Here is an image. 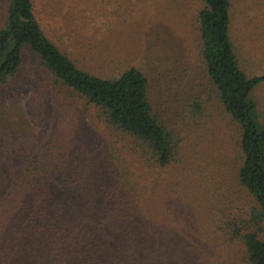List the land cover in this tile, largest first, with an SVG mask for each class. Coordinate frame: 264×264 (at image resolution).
Instances as JSON below:
<instances>
[{"label": "trees", "instance_id": "trees-1", "mask_svg": "<svg viewBox=\"0 0 264 264\" xmlns=\"http://www.w3.org/2000/svg\"><path fill=\"white\" fill-rule=\"evenodd\" d=\"M202 1L198 54L206 89L198 91L196 80L186 93L178 87L184 109L176 114L186 135L200 133L211 121L208 98L215 96L239 124L241 162L234 177L252 197L249 212L233 214L238 211L230 210L229 196L211 189L182 152L184 136L168 120L167 107H153L141 69L130 66L113 78L90 73L44 33L33 0H7L0 88L20 71L27 51L40 64L42 87L82 117L90 110L100 135L90 143L79 135L83 127H72L63 151L64 133L54 120L37 135L3 133L0 264H219L223 247L234 240L243 245L247 264H264V125L250 97L264 74L249 77L238 66L229 0ZM169 93L173 101L180 95ZM171 193L186 200L194 194L188 205L199 202L204 211L197 241L172 235Z\"/></svg>", "mask_w": 264, "mask_h": 264}, {"label": "rangeland", "instance_id": "rangeland-1", "mask_svg": "<svg viewBox=\"0 0 264 264\" xmlns=\"http://www.w3.org/2000/svg\"><path fill=\"white\" fill-rule=\"evenodd\" d=\"M33 3L44 33L81 68L107 78L117 77L130 66L141 69L148 79L153 107H167L168 120L184 136L182 152L202 169L211 189L229 196L230 210L238 211L233 214L249 212L252 197L234 177L241 162L239 124L222 109L215 96L208 98L211 121L200 133L186 135L176 114L184 109L180 93L190 91L194 80L200 84L198 91L206 89L207 74L198 54L197 14L204 7L202 0H33ZM6 6L7 0H0V22ZM228 11V30L239 68L249 77L264 74V0H229ZM44 83L47 84L37 57L25 51L20 71L0 88V126H5L0 139H4V132L13 134L16 130L37 135L54 120L64 133L63 151L72 127H83L79 135L96 143L100 134L90 110L82 117L77 107L73 109L64 100L53 98L48 88L42 87ZM169 92L180 95L173 101ZM250 97L256 117L264 125V80L255 84ZM171 194L167 202L174 213H170L172 235L197 241L207 222L204 211L198 207L199 202H194L193 208L188 205L194 194H189L187 200L181 193ZM209 194L215 202L216 196ZM164 200L165 197L162 213ZM234 241L223 247V261L219 264H247L243 245Z\"/></svg>", "mask_w": 264, "mask_h": 264}]
</instances>
